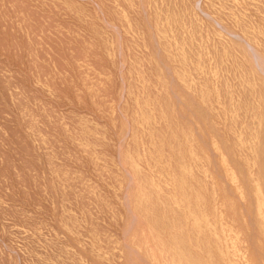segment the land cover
<instances>
[{"label": "rangeland", "instance_id": "obj_1", "mask_svg": "<svg viewBox=\"0 0 264 264\" xmlns=\"http://www.w3.org/2000/svg\"><path fill=\"white\" fill-rule=\"evenodd\" d=\"M0 264H264V0H0Z\"/></svg>", "mask_w": 264, "mask_h": 264}, {"label": "bare ground", "instance_id": "obj_2", "mask_svg": "<svg viewBox=\"0 0 264 264\" xmlns=\"http://www.w3.org/2000/svg\"><path fill=\"white\" fill-rule=\"evenodd\" d=\"M248 4V3H247ZM257 14V13H256ZM219 22V21H218ZM226 28V27H225ZM229 28V27H228ZM224 29V28H223Z\"/></svg>", "mask_w": 264, "mask_h": 264}]
</instances>
